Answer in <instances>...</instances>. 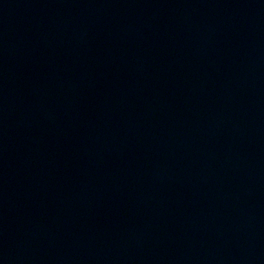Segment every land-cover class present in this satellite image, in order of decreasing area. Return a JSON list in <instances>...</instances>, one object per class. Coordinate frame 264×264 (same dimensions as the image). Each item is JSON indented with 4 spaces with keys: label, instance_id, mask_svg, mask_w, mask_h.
I'll list each match as a JSON object with an SVG mask.
<instances>
[{
    "label": "water",
    "instance_id": "obj_1",
    "mask_svg": "<svg viewBox=\"0 0 264 264\" xmlns=\"http://www.w3.org/2000/svg\"><path fill=\"white\" fill-rule=\"evenodd\" d=\"M262 1H264V0H262Z\"/></svg>",
    "mask_w": 264,
    "mask_h": 264
}]
</instances>
